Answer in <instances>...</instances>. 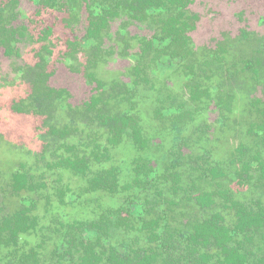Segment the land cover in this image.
Instances as JSON below:
<instances>
[{
    "label": "trees",
    "instance_id": "trees-1",
    "mask_svg": "<svg viewBox=\"0 0 264 264\" xmlns=\"http://www.w3.org/2000/svg\"><path fill=\"white\" fill-rule=\"evenodd\" d=\"M18 2L19 0H4L0 5V46L8 55L18 54L14 50L26 31L25 26L15 27L12 24ZM33 2L58 10L64 9L68 13L64 19L70 25L76 20L79 9L85 7L88 11V27L84 38L70 40L68 43L72 61L78 60L79 51L85 52L88 46L94 48L95 52L101 51L103 29L111 18L121 14H128L139 21L148 19L160 31V34L144 40L141 48V59L149 53L153 55V65L150 68L145 63L138 62L132 72L134 80L119 84L117 92L114 87H108L106 83L96 80V87L101 89L82 105L87 118L85 123L74 117L62 126L46 123L49 131L43 136L46 140L43 149L49 152L50 157L48 163L46 162L48 166H52L57 174L66 169L88 182L81 192L53 185L62 204L68 205V202L72 203L76 199L78 201L85 193H94L97 189L111 194H130V190L137 186L143 191V196H134L133 193L127 195L124 205L106 208L92 220L84 218L64 222L62 214L60 217L63 221L59 222L60 227L53 233L52 248L50 256L47 257L53 262L48 261V264H264V106L256 108L260 120L251 122L247 131L254 142L253 146L248 148L240 144L233 154L235 157L230 161L234 165L232 173L238 179L237 182L253 184L254 195L238 197L228 188H223L218 180L223 174L221 165L209 162L204 155L200 162L199 159L195 161L191 173H186L188 180L182 179L179 159L172 161L161 173L148 157L139 156L134 161L132 178L129 181L122 179L127 171L126 167L103 165L109 160L111 147L119 144L126 135L132 138L140 153H144L153 142L151 140L149 143L148 136L143 134L140 116L132 108L113 107V103L120 105V102L132 99L133 89L138 83L148 81L149 77L158 72L162 73L166 68L173 69L191 55L189 38L186 35L188 20L184 16L189 0ZM164 12L170 15L163 19ZM49 31L50 27L43 30L46 34ZM122 32L123 29L119 31ZM42 47L49 51L46 46ZM221 52L218 50V53ZM40 58L39 62L30 66L34 70L38 69L39 73L32 75L35 76L31 80V91L22 102L30 101L40 112L44 108L51 111L60 107L63 109L59 101L64 90L47 84L49 73L44 72V67L48 57ZM91 61L96 64L97 59L88 58V62ZM243 67L244 70H251L258 75L264 68V62L248 57L244 59ZM194 69L195 65L192 63L187 66L186 79L192 78ZM21 72L24 71H20V75ZM91 76L88 75L93 81ZM195 85L196 88L189 85L192 95L199 92L208 96L213 90L209 87L204 88L205 91L197 90L200 84L197 82ZM113 96L117 99L114 102ZM217 103L218 107L222 106L221 101ZM226 108L228 109L227 106ZM186 113L181 104L156 110L161 119L169 117L174 141L181 138L182 118ZM80 115L83 116L81 113ZM90 127H94L95 132L81 136ZM43 155L44 153H40V156ZM93 164H100V168L92 170ZM42 177L43 174H36L26 165L14 168L10 173L6 188L11 189L12 195L19 196V206L10 213L0 211V264H43L40 247H29L26 243V238L39 229L37 216L33 212L36 199L32 194L47 188V183L41 181ZM168 177L173 180V194L178 195L184 190L187 192L185 197L179 200L165 198L161 185ZM207 178L212 184L209 188L202 189L195 184ZM49 181L52 182L53 179L50 178ZM3 192L6 193L5 188ZM155 203L162 208L153 210ZM120 228L124 229L123 233H127L125 238L113 240L114 233ZM135 233L141 234V237Z\"/></svg>",
    "mask_w": 264,
    "mask_h": 264
},
{
    "label": "rangeland",
    "instance_id": "rangeland-1",
    "mask_svg": "<svg viewBox=\"0 0 264 264\" xmlns=\"http://www.w3.org/2000/svg\"><path fill=\"white\" fill-rule=\"evenodd\" d=\"M3 1L0 0V5ZM4 10L8 11L5 7ZM14 11L16 17L12 24L15 27L25 26L26 31L14 50L18 54L8 55L0 46V211L10 213L19 206V196L12 195L11 189L6 188L14 168L26 165L36 174H43L41 181L47 183V188L32 194L36 199L33 212L37 216L39 229L26 238V243L29 247L38 245L43 264H48L53 233L60 227L59 222L63 221L60 217L62 214L64 222L84 218L92 220L106 208L125 203L127 195L143 196V191L137 186L130 190V194H111L97 189L94 193H85L78 201L62 204L53 185L81 192L88 182L69 170L64 169L57 174L52 166H48L49 152L43 149L46 146L43 136L49 131L46 123L62 126L71 117L85 123L87 118L82 105L101 89L96 87V80L114 87L117 92L119 84L133 80L132 72L138 62L150 68L153 55L149 53L141 59V48L144 40L160 34V31L148 19L139 21L128 14H121L111 18L103 29L101 51L95 52L94 48L88 46L85 52L77 55L78 60L72 61L67 46L70 40H81L85 36L88 27L85 7L78 10L77 18L71 25L64 19L68 14L64 9L45 7L33 0H19ZM184 11L188 20L186 35L191 55L173 69L166 68L162 73L149 77L148 81L138 83L133 99H126L120 105L113 103V107L132 108L140 116L143 134L148 136L149 143L151 140L153 142L144 153H140L132 138L126 135L119 144L111 147L109 160L103 165L126 167L122 179L129 181L134 161L139 156L148 157L161 173L172 161L179 159L182 179L188 180L186 173H191L195 161L199 159L200 162L204 155L209 162L221 165L223 174L218 180L223 188H228L238 197L254 195L253 184L237 182L232 173L234 165L230 161L240 144L248 148L253 146L254 142L247 131L251 122L260 120L256 108L264 106V68L257 75L243 67L244 59L248 57L264 62V0H189ZM169 15L164 12L162 18ZM47 27H50V31L46 34L43 30ZM121 29L124 32L119 33ZM42 46H46L50 52ZM218 50L222 52L218 53ZM212 53L217 54L212 56ZM42 56L48 57L44 72L49 73V85L64 90L59 101L63 109L60 107L51 111L44 108L40 112L30 101L22 102L31 91V80L35 76L32 75L39 73L38 69L30 66L39 62ZM88 58H96V64L88 62ZM191 63L195 65L194 75L186 79L185 71ZM20 71H24L21 72L22 77ZM89 74L94 82L88 77ZM197 82L200 84L197 90L205 91L206 87L213 90L208 96L199 92L192 95L190 86L196 88ZM115 98L113 96L112 101L117 100ZM219 101L220 107L217 106ZM172 104H181L187 111L182 118L181 138L177 141L172 138L169 117L161 119L156 114L157 109ZM90 129L87 132L86 129L81 136L95 132L94 127ZM40 153L44 155L40 156ZM98 168L100 164L91 167L92 170ZM180 184L183 186L181 181ZM195 184L207 189L211 183L207 178ZM172 186L173 180L169 177L162 183L165 198L179 200L187 195L184 190L178 195L173 194ZM4 188L6 193L3 192ZM152 208L158 211L162 206L155 203ZM123 230L120 228L116 231L113 240L124 239L127 233H123ZM135 234L141 237V234Z\"/></svg>",
    "mask_w": 264,
    "mask_h": 264
},
{
    "label": "flooded vegetation",
    "instance_id": "flooded-vegetation-1",
    "mask_svg": "<svg viewBox=\"0 0 264 264\" xmlns=\"http://www.w3.org/2000/svg\"><path fill=\"white\" fill-rule=\"evenodd\" d=\"M262 21V20H261ZM84 44H86L85 42H84ZM67 48H68V54L70 55V53H71V48L69 47V45L67 46ZM86 51V50H85ZM79 53H81V51H79ZM170 68V67H169ZM49 77V76H48ZM133 80H134V78H133ZM88 81V80H87ZM47 84L49 85V83H48V80H47ZM50 86V85H49ZM50 87H52V86H50ZM132 89H133V87H132ZM134 89H133V95H134ZM133 99V98H132ZM86 122V121H85Z\"/></svg>",
    "mask_w": 264,
    "mask_h": 264
}]
</instances>
